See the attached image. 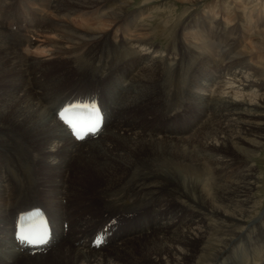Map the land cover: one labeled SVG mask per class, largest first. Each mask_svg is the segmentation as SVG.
Instances as JSON below:
<instances>
[{
	"label": "bare ground",
	"instance_id": "obj_1",
	"mask_svg": "<svg viewBox=\"0 0 264 264\" xmlns=\"http://www.w3.org/2000/svg\"><path fill=\"white\" fill-rule=\"evenodd\" d=\"M25 1L20 17L0 0V264H192L207 216L229 233L211 264H230L221 261L249 247L262 220L244 224L258 183L248 160L264 146V0L233 2L231 17L208 6L174 26L163 54L149 42L154 7L144 3L128 11L130 0H55L50 10L51 0ZM237 9L249 15L238 21ZM71 97L103 103L100 136L79 142L57 120ZM186 191L201 201L184 218ZM36 206L51 213L57 242L29 256L10 233L16 213ZM130 213L141 218L125 239L86 248L103 215Z\"/></svg>",
	"mask_w": 264,
	"mask_h": 264
},
{
	"label": "rangeland",
	"instance_id": "obj_2",
	"mask_svg": "<svg viewBox=\"0 0 264 264\" xmlns=\"http://www.w3.org/2000/svg\"><path fill=\"white\" fill-rule=\"evenodd\" d=\"M130 1H131V3L127 7L128 11H134L137 8L143 6L144 4L149 5L150 7H154V9L151 12L152 15H151L150 19L146 23H148L150 25L149 28L151 30L149 42L155 44L156 47H157L156 49L161 54H163V50L167 49L166 48L167 42L173 40V37H172L173 31L177 28L178 24L179 25L181 23L182 24L184 23L185 25L186 24L187 25L190 24L197 17L201 16L203 11H207L206 8L208 6H210V5H214V7L217 6L215 8L217 11L216 10L215 11L218 14V16H217L218 18L219 17H227V16L231 17L228 12L229 11L231 12L233 2L238 3L237 0H201L200 2H198L196 0L195 1L194 0H187V1H183V0H180V1H177V0H130ZM241 1H242L241 3H243V0H241ZM7 2H10L11 4H15V5H17V4H26L27 3L25 0H20V2H19V0H14V1L13 0H7ZM50 2H53V5H54L55 0H53V1L51 0ZM50 2L48 4H50ZM229 2H230V4H229ZM238 6L240 7V9H242L241 7H244L243 4H237V7ZM222 7H225V9H222ZM226 8H228V9H226ZM230 8H231V10H229ZM240 9H237V11H235V13L233 12L234 14L231 13L232 17L234 16L238 21L240 19H242L243 16L247 17L249 15V12H244L243 11V13H242V11H240ZM226 10L228 12H226ZM239 13H240V15H239ZM259 16L264 17V13H259ZM214 19H216V16H215ZM254 19L255 18L251 19L253 21L252 24H254V22H255ZM246 21H249V20L246 19ZM175 25H176V28H174ZM237 25H238L237 27L239 28L240 27L239 23ZM12 27H10V29H11L12 32H14L16 27L15 28H12ZM251 27L252 26H249L248 31L250 29H252ZM240 29L241 28H239L238 30H235V32H236V34L234 35L235 37L237 36V34H238ZM252 31H253V29H252ZM197 34H200V33H197ZM230 38L228 39L229 44H231V42H233V41H231V42L229 41ZM31 42L34 44L35 41L33 40ZM42 47H43V43H41L40 45L35 43V45H33V47L31 48V51H30L32 58L40 59V57H41L40 56L41 55L40 51L43 50ZM69 48H70L69 49L70 50L69 56L68 57H64V58H62L61 56H58V57L54 58V60H53V64L54 65L60 64L61 60H67L71 56V54H72L71 49L72 48L71 47H69ZM143 53H147V52H143ZM126 60L129 63H132V61H134L133 59H131L129 57ZM53 68H55L54 70H60L59 67H53ZM106 68H109L108 71H110L114 67L107 66ZM69 77H70V80H71V79H73L74 75L71 73L69 75ZM182 105H183V109L185 110L186 109V102H182ZM187 115L188 114H186V116ZM200 129H201V126H196V131H199ZM155 138H157V137H155ZM160 138H162V137H160ZM250 162L253 164V166H255V167H253V169L255 171V176L258 178V181H257L258 183L255 184V190L253 191L252 196H251L252 197L251 198L252 199V205H251L252 208L249 211V213L247 214L248 216L246 215V217L244 218V224L248 225V224H251V223H255L258 219H261V218H262V220L258 224L259 227L257 229H251V231L249 229V231L252 234V236H250L251 237V242L250 243H252V244H249V247H248V244L244 240L242 242L243 244L241 243L243 246L241 245V247H240V252H239L240 254L239 255L226 254L227 256L225 255V257L221 261V262H224V263H230V264L231 263L232 264H264V248H263L264 247V228H263V226H264V182H262V181H264V146L262 147V150L260 151V153L257 156H254L252 159L248 160V163L251 165ZM205 174L209 175V173H207V172ZM262 177H263V180H262ZM92 186H96V185L89 184L88 187L86 188V190L88 191ZM207 191L210 192L209 189ZM172 195H174V191H172ZM188 195H190L191 197L188 196ZM186 196H188V198ZM189 197H190V199H189ZM197 200L199 202L201 201L200 197H199V192H189V191H186L184 194H182L177 199V204L181 205L182 208L187 210L188 214L184 218L189 217L188 215L191 216V215H195V214L198 213V211L195 210V206H194L195 205L194 203H197ZM104 206H106V205L102 204L100 206V208H98V209L103 210ZM226 209L227 210H231L230 208H226ZM251 214H252V216H251ZM66 218L67 217H65V221H66ZM205 219H206V221H205L206 224L207 223L210 224V225H207L209 230H208V232L206 234V238L203 240L204 242L202 241L200 243V245L197 247V252L195 254V258H194L192 264H211L210 260H212V258H213V255H214L213 252L216 251L214 248L218 249V245L217 244H219L220 242L222 244V240H224V238L225 239L228 238V236H229V233L226 232L227 230H225V229L223 230L222 228H219L218 226L216 227V225L211 222L212 219H210L209 216H207ZM181 221H182V219H181ZM245 225L242 226V228L246 227ZM215 227H216V229H215ZM239 227L240 226H238L237 228H239ZM237 228L235 230H237ZM211 229L214 230L217 234H215L214 231H211ZM220 231H223V232H220ZM219 233L222 234V235H220ZM146 236H148V235H146ZM221 237H222V239H221ZM207 238H209V239H207ZM208 243H210L211 245L213 244V245L212 246L211 245L208 246L209 245ZM215 243H216V245H215ZM221 244H219V247H221ZM207 249H208V251H207ZM204 253H205V255H204ZM102 254H107L108 255L109 254V250L108 251L106 250ZM202 257H206V259L205 258L202 259ZM228 257H230V259ZM202 260H203V262H202ZM207 261H209L210 263L207 262Z\"/></svg>",
	"mask_w": 264,
	"mask_h": 264
},
{
	"label": "snow or ice",
	"instance_id": "obj_3",
	"mask_svg": "<svg viewBox=\"0 0 264 264\" xmlns=\"http://www.w3.org/2000/svg\"><path fill=\"white\" fill-rule=\"evenodd\" d=\"M67 109H65V112ZM61 119L64 120L65 123L69 124L72 128L73 131L76 133L78 139H83V136L81 135V130L78 128L77 123H74L72 120H68L65 118L64 113H60ZM90 117V123L88 125L87 131L95 132L99 126V120L98 116L95 112L89 113ZM21 239H29L27 236L22 235ZM32 243H43L44 242V237L41 236L39 240H30Z\"/></svg>",
	"mask_w": 264,
	"mask_h": 264
}]
</instances>
